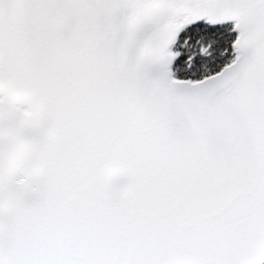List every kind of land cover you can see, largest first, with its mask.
Wrapping results in <instances>:
<instances>
[{"label":"snow or ice","instance_id":"1","mask_svg":"<svg viewBox=\"0 0 264 264\" xmlns=\"http://www.w3.org/2000/svg\"><path fill=\"white\" fill-rule=\"evenodd\" d=\"M0 264H264V0H0Z\"/></svg>","mask_w":264,"mask_h":264}]
</instances>
